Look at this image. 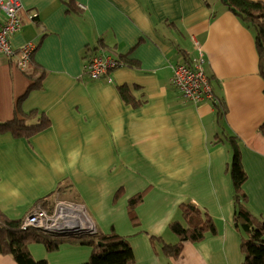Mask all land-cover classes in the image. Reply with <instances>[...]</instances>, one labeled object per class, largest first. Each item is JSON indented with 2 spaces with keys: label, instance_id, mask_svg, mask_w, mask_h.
<instances>
[{
  "label": "crops",
  "instance_id": "0c3cea01",
  "mask_svg": "<svg viewBox=\"0 0 264 264\" xmlns=\"http://www.w3.org/2000/svg\"><path fill=\"white\" fill-rule=\"evenodd\" d=\"M21 1L23 27L12 46L18 51L34 42L37 48L26 71L0 54V121L16 116V102L39 64L46 71L43 86L19 104L24 113L46 114L50 126L30 138L0 131V211L24 219L40 198L55 193L85 207L97 232L127 236L135 264H242L229 172L233 151L214 136L237 135L248 173L244 189L264 217V77L252 31L223 0ZM88 48L120 59L113 81L85 71ZM201 55L214 92L225 100L221 119L211 101L186 100L172 81L175 65ZM121 85L140 105L125 102ZM148 187L137 225L128 200ZM187 199L209 211L218 232L186 242L179 258H167L150 236L174 242L168 224ZM91 250L30 244L32 255L49 264L84 263ZM0 264L18 263L0 254Z\"/></svg>",
  "mask_w": 264,
  "mask_h": 264
},
{
  "label": "trees",
  "instance_id": "16d2710c",
  "mask_svg": "<svg viewBox=\"0 0 264 264\" xmlns=\"http://www.w3.org/2000/svg\"><path fill=\"white\" fill-rule=\"evenodd\" d=\"M223 2L254 34L259 54V70L264 77V1L223 0ZM70 8L75 7L70 5ZM0 18H2L1 10ZM90 50L95 51L96 49L88 48L87 52ZM119 57L129 66H139L136 61L127 56L120 55ZM45 73L46 71L37 64L33 74L29 75L32 79L31 83L16 102V116L13 119L0 121L1 132L10 131L15 137L30 138L50 126V120L46 114L38 110L24 113L19 104V101L30 90L43 86ZM119 91L125 102L135 106L140 105V102L134 99L127 86H119ZM214 94V99L211 102L216 108L217 116L221 119L225 116L227 107L224 98L215 92ZM259 130L264 134V120L260 124ZM223 134L224 137H218V135L214 137L217 142L228 140L233 151L229 172L234 191V221L240 233L242 264H264V217L250 207L249 196L244 189V184L248 180V173L243 164L238 137L227 131H224ZM149 191L150 187L132 195L128 200L129 215L137 225H139V220L136 216V209L144 201ZM122 194L123 188H120L114 196V202H117ZM55 198V193H50L40 198L36 204L51 211L55 206ZM168 231L177 236L176 242L166 241L163 235L150 236V240L154 249H156L157 243H161L164 255L167 258L177 259L181 256L186 242H200L207 236L216 234L218 229L215 218L207 209L187 199L180 203L176 215L168 224ZM32 243H42L48 251L57 250L64 243L91 247L89 259L80 264L136 263L134 250L128 237L119 234L114 229L108 233L98 232L78 236L60 235L35 227L23 228L22 219L10 218L0 211V254L12 255L18 264H49L47 260L36 259L32 255L30 251V244Z\"/></svg>",
  "mask_w": 264,
  "mask_h": 264
},
{
  "label": "built area",
  "instance_id": "2783aa9c",
  "mask_svg": "<svg viewBox=\"0 0 264 264\" xmlns=\"http://www.w3.org/2000/svg\"><path fill=\"white\" fill-rule=\"evenodd\" d=\"M84 8V5H81ZM0 54L8 58H14L18 68L27 70L36 43L28 42L18 51L12 46L11 37L23 27L21 13L23 5L21 0H0ZM85 71L92 79L106 77L113 81L112 72L121 65V61L113 55L103 54L97 50L89 51L86 56ZM204 56L192 63H180L173 67L172 81L181 95L188 101L199 103L214 99L213 88L209 76L203 68ZM72 207H79L86 212L78 202H67L57 198L54 208L49 211L42 206H36L30 210L22 219V227H35L46 232H58L64 230L69 225V221L76 216H80V211ZM96 228L93 223L89 229Z\"/></svg>",
  "mask_w": 264,
  "mask_h": 264
},
{
  "label": "bare ground",
  "instance_id": "6f19581e",
  "mask_svg": "<svg viewBox=\"0 0 264 264\" xmlns=\"http://www.w3.org/2000/svg\"><path fill=\"white\" fill-rule=\"evenodd\" d=\"M72 208H75V209H78L80 211V216H76V217H73L70 221H69V225H77L78 227L77 228H88V227H92L93 225V220L92 218L86 214V212L84 210H82L81 208L79 207H72ZM95 224V223H94ZM94 230H96V228H93Z\"/></svg>",
  "mask_w": 264,
  "mask_h": 264
},
{
  "label": "water",
  "instance_id": "95a60500",
  "mask_svg": "<svg viewBox=\"0 0 264 264\" xmlns=\"http://www.w3.org/2000/svg\"><path fill=\"white\" fill-rule=\"evenodd\" d=\"M226 1V0H225ZM96 226V225H95ZM77 225H68L64 228V230L62 231H58L56 232L57 234L60 235H68V236H78V235H83V234H92V233H98L96 230L93 231L91 229L88 228H77Z\"/></svg>",
  "mask_w": 264,
  "mask_h": 264
},
{
  "label": "rangeland",
  "instance_id": "374dc122",
  "mask_svg": "<svg viewBox=\"0 0 264 264\" xmlns=\"http://www.w3.org/2000/svg\"><path fill=\"white\" fill-rule=\"evenodd\" d=\"M212 1H214V0H212ZM232 157H233V154H232ZM56 198H55V202H56ZM59 200H62V201H67V202H70V203H73L74 201H72L71 200V198L70 197H67V196H60L59 197ZM93 231H95V230H93ZM51 233H56V232H51ZM172 233V232H171ZM57 234V233H56ZM173 234V233H172ZM175 237H176V240L174 241V242H176L177 241V236L175 235V234H173Z\"/></svg>",
  "mask_w": 264,
  "mask_h": 264
}]
</instances>
